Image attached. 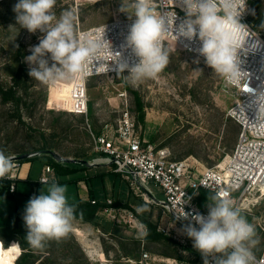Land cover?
Returning a JSON list of instances; mask_svg holds the SVG:
<instances>
[{
  "label": "rangeland",
  "instance_id": "374dc122",
  "mask_svg": "<svg viewBox=\"0 0 264 264\" xmlns=\"http://www.w3.org/2000/svg\"><path fill=\"white\" fill-rule=\"evenodd\" d=\"M17 2L0 0V85L7 88L13 85L22 62L30 67L25 57L45 35L39 30L30 33L16 23L13 6ZM123 2L130 4L132 0ZM155 2L152 0V7ZM249 2L254 16L264 20V0ZM121 6L122 0H56L52 11L57 19L65 12H72L74 34L78 38L80 30L114 19L130 18L129 15L134 14L133 8H128L127 13L120 11ZM261 30L264 37V27ZM166 51L169 62L153 78H145L136 84L129 82L128 73L90 79L88 116L68 112L67 106L73 97L72 86L60 84L68 83V80L44 84L28 75L22 85L19 114L13 102L3 101L0 91V152L25 154L41 148L47 140L54 147L52 151L64 157L81 156L91 161L99 155L96 149L98 135L107 125L112 134L128 105L136 134L144 143L168 148L174 160L196 159L200 171L216 166L234 149L241 132L239 124L227 117L235 100V91L226 89L223 76L175 42H170ZM48 163L46 156L24 160L21 178L25 180L30 171L32 180L37 181ZM95 169L81 168L58 175L59 182L56 180V183L78 191L77 180L84 177L86 171L90 177L84 180L94 185L98 199L106 201L110 196L128 199L130 185L126 179L113 172L96 176ZM21 178L15 199L0 198V210L5 214H14L17 208L25 209L30 199ZM49 185L42 186L45 194ZM132 198V202L124 204H129L127 210L146 225V235H141L142 230L132 227L122 215L113 217L101 210L91 222L72 219L71 230L65 237L45 241L44 247L36 252L41 257L36 264H124L125 260L140 259L145 253L151 255L150 264H204L201 254L193 248L192 240L181 231L182 225L175 224L161 206L147 202L140 191L133 189ZM250 201L251 210L241 213L260 229L256 238L262 251L264 190L254 192ZM207 204L203 206L205 210H208ZM147 223L156 226L163 238L149 240ZM22 253L18 242L5 247L0 240V264H17Z\"/></svg>",
  "mask_w": 264,
  "mask_h": 264
},
{
  "label": "clouds",
  "instance_id": "9594fccd",
  "mask_svg": "<svg viewBox=\"0 0 264 264\" xmlns=\"http://www.w3.org/2000/svg\"><path fill=\"white\" fill-rule=\"evenodd\" d=\"M245 3L246 0H183L185 18L177 24L174 11L168 13L167 18L157 15L152 0H132L130 4L122 0L120 11L127 13L128 8H133L134 14L129 16L135 17L122 48L131 49L138 59L134 64L120 62L119 72L127 71L126 76L132 84L155 77L169 62L162 37L172 30L176 42L180 38L198 39L201 44L198 51L205 63L227 81L236 83L247 77L240 55L247 52L245 45L251 40L248 26L241 22ZM55 4L56 0H18L13 6L16 23L21 28L30 33L37 30L45 33L25 57L31 78L44 84L70 80L91 74L89 66L101 62L109 54L116 55L120 61V53H114L110 41L105 38V26L96 29L95 36L77 38L72 12H65L57 19L52 11ZM100 64L96 66L97 71ZM13 167V157L0 152V178ZM66 191V186L53 182L47 194L40 191L27 202L23 215L28 230L25 239L32 248L41 249L45 241L59 240L71 230L75 210L68 204ZM207 209V215L190 214L184 209L182 214H176L178 220L187 221L181 231L192 240L204 264H256L253 249L259 240L255 228L241 210L233 206L228 194L214 195ZM146 234L145 228L141 235Z\"/></svg>",
  "mask_w": 264,
  "mask_h": 264
},
{
  "label": "built area",
  "instance_id": "2783aa9c",
  "mask_svg": "<svg viewBox=\"0 0 264 264\" xmlns=\"http://www.w3.org/2000/svg\"><path fill=\"white\" fill-rule=\"evenodd\" d=\"M153 9L157 15L165 18L168 13L174 11L177 24L185 18L183 0H156ZM252 10L251 3L246 0L241 22L248 26L251 40L246 42L247 52H242L240 55L242 69L248 73V76L238 79L236 83H231L225 78L223 80L226 89L235 91V100L227 117L239 124L241 132L234 149L222 162L200 171L197 167L199 162L196 159L174 160L168 148L147 145L136 134V125L128 110V105L112 129V134L107 125L96 139L99 156L93 160L104 158L108 160L102 164H89L90 167H111L114 173L129 182L132 189L140 191L147 202H154L161 206L177 225L187 223L182 218L179 220L176 218V214H182L183 209L190 214L199 212L207 215L208 210L202 208L197 201L200 190H207L215 195L226 192L233 206L239 208L241 212L250 211V196L257 190H264V97H261L264 95V37L250 23ZM134 19H114L78 32V38L81 35L92 37L95 36L96 29L105 26V38L110 41L112 51L120 53V61H117L116 55L109 54L103 57L101 62H94L89 66L92 69L91 74L74 77L68 80V83L60 82L63 86H72L73 97L67 106L68 112L88 116V81L94 77L121 74L119 72L120 62L126 61L129 64L137 62L138 58L134 56L131 49L122 48ZM170 42H175L186 53L205 62V58L198 51L201 46L198 39L187 41L180 38L176 42L173 31L169 30L162 37L165 50ZM99 63L101 64L97 71L96 66H99ZM21 155H6L13 157L14 167L5 177L0 178V181L9 183L11 194L17 192V183L24 161L21 160ZM40 156L49 155L41 153ZM56 162L66 168L72 167L71 164L59 160ZM56 176L55 168L47 164L42 169L39 183L53 182ZM149 194L154 200L149 198ZM33 195L38 196L37 191H32L29 197ZM185 201L187 202L184 204ZM96 202L92 200L93 204ZM114 203L113 200H107L105 202L107 207L104 211L113 214V217L118 214L122 215L127 218V222L132 227H137L142 231L146 228L147 231L146 225L138 221L131 211L115 207ZM142 225L145 228H141ZM253 253L256 257V264H264V248L259 254L254 251ZM150 260L151 255L145 253L140 259L125 260L124 264H150Z\"/></svg>",
  "mask_w": 264,
  "mask_h": 264
},
{
  "label": "trees",
  "instance_id": "16d2710c",
  "mask_svg": "<svg viewBox=\"0 0 264 264\" xmlns=\"http://www.w3.org/2000/svg\"><path fill=\"white\" fill-rule=\"evenodd\" d=\"M250 23L254 26V28L257 31L263 34L261 30L264 27L263 19L256 18L254 14L252 13L250 17ZM20 51L21 50L19 49V53ZM28 71H29L28 66L24 62H22L13 78V85L8 88L0 85V91H1L3 101L6 103L13 102V104L15 105L16 112L18 114L20 112V105L23 101V98L21 96L22 85H23V82L25 81V78L28 76ZM89 112H90V106H89ZM53 148L54 147H52V145L49 144L47 140H44V146H42L41 148L35 151L27 152L25 154H28V153L41 154V153L50 151ZM39 157H42V156H39ZM46 157L49 158L48 164L52 165L55 168L57 175L70 174L72 172L78 171L81 168L82 169L86 168V167H82L78 165H72V167L66 168L58 164L52 156H46ZM76 157L83 158L81 156H76ZM31 159H34V158H31ZM6 189H8V192L6 191ZM0 193L2 194V196H11V193L9 192V183L4 184V186L1 188ZM130 195L131 196L133 195V189L131 187H130ZM214 195L215 194L210 191L200 190L197 196V201L199 205L203 208L204 204L211 202V198ZM92 200L93 199H90L88 201L79 200L77 202L70 203L69 205L73 206L75 210L73 219L80 220L83 222H91L97 217V215L99 214L101 210H104L107 207L105 203L96 202L95 204H93ZM114 206L118 208H123V209L130 208L129 204H122L121 202H115ZM23 215H24V210L18 209L14 215L0 216V240L3 242L5 247H8L13 242L19 243L23 253L21 257L17 260L16 262L17 264H36L39 260H41V257L36 253L38 249L32 248L30 244L27 242V240L25 239L28 230L24 223ZM242 215L245 218L247 217L244 214ZM147 224H148V232H149L148 239L149 240L163 238L164 235H162L161 233H158L156 226H154L152 223H147ZM255 231L257 235L260 229L255 227ZM253 251L257 254L261 252V249L258 246V244L253 249ZM85 263H88V261H85Z\"/></svg>",
  "mask_w": 264,
  "mask_h": 264
},
{
  "label": "crops",
  "instance_id": "0c3cea01",
  "mask_svg": "<svg viewBox=\"0 0 264 264\" xmlns=\"http://www.w3.org/2000/svg\"><path fill=\"white\" fill-rule=\"evenodd\" d=\"M99 156V155H98ZM97 157V156H96ZM80 159H82V158H80ZM92 161V162H91ZM91 161H87L89 164H95V163H101V161H102V159H96V160H93V159H91ZM78 165V164H77ZM78 166H82V165H78ZM23 167V166H22ZM82 167H86L88 170H93V169H95L96 171V176L97 175H100V176H105L107 173H112L113 171H112V169H111V167H109V166H94V167H87V166H82ZM102 169V168H110V170L108 169V170H106V171H102V170H97V169ZM22 169V168H21ZM107 172V173H106ZM114 173V172H113ZM84 177H80L77 181V187L79 188V190L78 191H74V190H70V189H67V191H66V197H67V199L69 200V201H72L71 203H74V202H77V201H79V200H83V201H88V200H90V199H93V200H95V201H97L98 203H105L107 200H115V201H119V202H121V203H127V202H132L131 200H133V198H132V196L130 195V192H129V194H128V199H126V197H123V198H117V199H115L114 197H107L106 199V201H104V200H100V199H98L99 197L96 195V192H95V188H94V185L91 183V184H89V182H88V180H84V179H88V177H90V176H88V174H86V171H84ZM30 175H31V172L29 171L28 172V176H27V178L25 179V180H23L22 178H21V174H20V177H19V181H18V183H17V192L15 193V194H11V196H2V194L0 193V198H11V199H15L16 198V196L18 195V193H19V182H20V178H21V181H24L25 182V186H27V191H26V193L27 192H29V194L32 192V191H37V193H38V195L40 194V191H42V186L43 185H45V184H40L39 183V179H37V181L36 180H32V178L30 177ZM41 176V175H40ZM108 176V175H107ZM40 178V177H39ZM103 178V177H102ZM107 178V177H106ZM59 182V177H58V175H57V178H55V181H53V182H57V181ZM102 180H104V179H102ZM53 182H50V183H46V184H51V183H53ZM4 184H6L5 182H3V181H0V191H1V188L4 186ZM89 185H91V188L89 187ZM69 186H72V185H69ZM68 188V187H67ZM103 188L105 189V190H107V186L105 185V183H103ZM114 188H115V186H114ZM80 189H81V191H80ZM6 191L8 192V189H6ZM113 192H114V190H113ZM87 194H88V196L89 197H87ZM29 196V195H28ZM30 198V197H29ZM88 198V199H87ZM90 198V199H89ZM75 199H78V200H75ZM114 201V202H115ZM68 204H70L69 202H68ZM2 204H0V206H1ZM18 209H21V208H17V210ZM17 210H16V212H17ZM22 210H24V209H22ZM15 212V213H16ZM14 213V214H15ZM14 214H5L4 212H2L1 210H0V216H10V215H14Z\"/></svg>",
  "mask_w": 264,
  "mask_h": 264
},
{
  "label": "water",
  "instance_id": "95a60500",
  "mask_svg": "<svg viewBox=\"0 0 264 264\" xmlns=\"http://www.w3.org/2000/svg\"><path fill=\"white\" fill-rule=\"evenodd\" d=\"M44 154L49 155L54 157L56 160L62 161L64 163L67 164H71V165H82V166H87L90 167L89 163L86 161V159H80V158H72V157H64L62 155H60L59 153L55 152V151H47ZM40 154L39 153H28V154H22L20 156L21 160H27V159H31V158H35V157H39ZM149 198L151 200H154V198L149 194Z\"/></svg>",
  "mask_w": 264,
  "mask_h": 264
},
{
  "label": "bare ground",
  "instance_id": "6f19581e",
  "mask_svg": "<svg viewBox=\"0 0 264 264\" xmlns=\"http://www.w3.org/2000/svg\"><path fill=\"white\" fill-rule=\"evenodd\" d=\"M107 160H108L107 158H104V159H102L101 163H105Z\"/></svg>",
  "mask_w": 264,
  "mask_h": 264
}]
</instances>
